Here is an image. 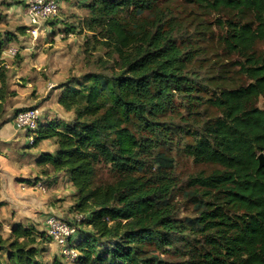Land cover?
Masks as SVG:
<instances>
[{"label": "trees", "instance_id": "16d2710c", "mask_svg": "<svg viewBox=\"0 0 264 264\" xmlns=\"http://www.w3.org/2000/svg\"><path fill=\"white\" fill-rule=\"evenodd\" d=\"M199 1L212 12L226 9L251 17L248 22L217 20L219 40L238 57L247 83L212 92L206 100L219 114L207 118L199 109V93L208 82L192 64L201 56L193 39H203V33L189 30L159 0L82 3L90 15L87 27L99 28L118 68L61 82L57 103L73 117L40 121L32 132V143L53 139L56 145L52 152L40 153L37 165L63 172L76 191L73 209L81 219L68 222L76 236L66 242L79 253L71 261L75 264H160L148 252L151 245L173 254L186 247V264H197L195 257L200 264H264V166L258 160L259 153L264 155V0ZM126 10L129 16H122ZM2 46L0 38V120L5 101L15 95ZM195 113H201L199 120ZM186 134L193 140L184 149L196 162L219 166L188 179L199 194L193 225H200L208 245L194 255L184 235L186 222L172 215L167 202L175 189L170 172L153 168L158 149H170ZM159 160L161 168L172 167V158L160 155ZM100 164L117 175L114 183L94 182ZM186 224L194 233L192 223ZM40 251L30 226L13 223L9 237L0 234V264H49ZM54 264L62 262L55 258Z\"/></svg>", "mask_w": 264, "mask_h": 264}, {"label": "rangeland", "instance_id": "374dc122", "mask_svg": "<svg viewBox=\"0 0 264 264\" xmlns=\"http://www.w3.org/2000/svg\"><path fill=\"white\" fill-rule=\"evenodd\" d=\"M86 1L90 0H63L57 15L40 26L34 34L26 17L25 0H0V38L3 40L1 58L7 69L8 83L15 90V95L4 103L3 119L13 120L4 124V129L10 128L13 134L17 133L15 136L8 131L0 133V138L8 139L6 144L0 142V234L9 237L13 223L30 226L36 235V246L41 248L40 258L49 264H54L55 258L62 264H75L71 259L66 261L61 256L63 246L46 236L45 222L52 215L65 222H78L77 217L81 219V215L73 209L76 191L63 172H52L49 167L43 169L34 161L41 150L53 148V140L32 143L27 132L18 128L13 118L19 108L36 106L41 116L51 115L54 116L53 120H69L73 117V112L65 111L56 101L60 91L58 85L71 77H81L86 73L108 75L118 68L117 58L110 52L109 46L103 43L105 40L99 33V28L91 30L87 27L90 15L82 6ZM159 2L160 6H169L176 15L175 19L185 24L189 30L196 29L199 34H204L201 40L193 39L194 45H200L201 56L193 59L192 64L200 69L208 82L199 93V109L205 118L215 117L219 111L206 98L212 92L247 83L245 76L239 72L238 57L227 51L219 40L221 30L217 20H235L238 17L239 20L248 22L251 20L250 14L244 12L238 16L226 9L212 12L205 9L199 0ZM120 14L129 16L128 10ZM69 25L72 31L66 27ZM8 35L11 38L8 39ZM256 47L261 49L263 43H257ZM257 104L262 105V99ZM178 110L186 115L182 106ZM194 115L199 120L201 113ZM192 140V136L186 134L170 149L161 146L158 149L160 155L172 158V167L161 168L164 164L162 160L158 162L159 155L153 168L170 172L175 189L167 194V202L171 204L175 218L192 223L189 225L193 226L194 233L184 223V235L189 244L193 245L191 249L194 248V255L206 250L208 245L205 233L197 228L200 225H193V221H198L199 217L196 208L199 194L195 191L197 188L190 186L188 179L199 172L207 175L219 166L196 162L184 149V144ZM43 170L50 176L45 177L41 173ZM116 178L117 175L108 165L100 164L96 169L94 182L103 185L114 183ZM37 180L43 184L44 190L35 187ZM179 244L181 247L184 245ZM185 250L186 247H182L178 254L160 253L154 245L148 247L149 254L162 260L160 264H186L187 258L183 256L187 252ZM78 254L76 252L74 259ZM194 261L200 264L198 258L195 257Z\"/></svg>", "mask_w": 264, "mask_h": 264}, {"label": "built area", "instance_id": "2783aa9c", "mask_svg": "<svg viewBox=\"0 0 264 264\" xmlns=\"http://www.w3.org/2000/svg\"><path fill=\"white\" fill-rule=\"evenodd\" d=\"M61 1L63 0H25V13L32 33L35 34L40 26L57 15ZM13 119L18 128L30 133L31 136L28 135V138L32 140V132L39 126L41 114L38 107L26 106L16 111ZM35 186L44 190L41 182H37ZM75 233L76 228L70 223L54 215L47 218V236L63 246L61 253L71 260H74L76 252L67 247L66 242L68 238H73V235H76Z\"/></svg>", "mask_w": 264, "mask_h": 264}, {"label": "crops", "instance_id": "0c3cea01", "mask_svg": "<svg viewBox=\"0 0 264 264\" xmlns=\"http://www.w3.org/2000/svg\"><path fill=\"white\" fill-rule=\"evenodd\" d=\"M62 2V1H61ZM61 4V3H60ZM60 7V6H59ZM10 89L11 90H13L11 87H10ZM15 91V90H14ZM12 97V96H11ZM56 101H57V97H56ZM26 107V106H25ZM22 108H24V107H22ZM20 109V108H19ZM53 118H54V116H51V115H45V116H41V122L42 123H44V122H46V121H48V120H53ZM9 121H11V122H13V120L11 119V120H7L6 118H2L1 120H0V122H2V125L0 126V133L1 132H4V131H8L12 136H15L16 134H13V132H12V130L10 129H4V124H7ZM6 128V127H5ZM15 131H16V129H15ZM44 140H48V139H43V140H41V141H39L38 143H40V142H42V141H44ZM53 140V139H52ZM7 141H8V139L7 138H4V137H1L0 138V142L1 143H3V144H6L7 143ZM53 142H54V140H53ZM53 148L52 149H48V151H50V152H52L55 148H56V145H55V142H54V144H53V146H52ZM42 151H47V149H45V150H41L35 157H34V161L36 162V160H37V158H38V155H40V153L42 152ZM48 174V173H47ZM49 176V174L48 175H45V177H48ZM23 185V184H22ZM36 187V186H35ZM37 188V187H36Z\"/></svg>", "mask_w": 264, "mask_h": 264}, {"label": "water", "instance_id": "95a60500", "mask_svg": "<svg viewBox=\"0 0 264 264\" xmlns=\"http://www.w3.org/2000/svg\"><path fill=\"white\" fill-rule=\"evenodd\" d=\"M259 166H264V155L263 153L258 154Z\"/></svg>", "mask_w": 264, "mask_h": 264}]
</instances>
